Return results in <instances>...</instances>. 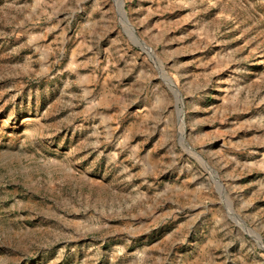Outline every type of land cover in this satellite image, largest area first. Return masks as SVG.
<instances>
[{
    "label": "rangeland",
    "instance_id": "374dc122",
    "mask_svg": "<svg viewBox=\"0 0 264 264\" xmlns=\"http://www.w3.org/2000/svg\"><path fill=\"white\" fill-rule=\"evenodd\" d=\"M120 1L0 0V264H264V0Z\"/></svg>",
    "mask_w": 264,
    "mask_h": 264
},
{
    "label": "bare ground",
    "instance_id": "6f19581e",
    "mask_svg": "<svg viewBox=\"0 0 264 264\" xmlns=\"http://www.w3.org/2000/svg\"><path fill=\"white\" fill-rule=\"evenodd\" d=\"M120 4H121V1H120ZM119 8H120V11H121V17H122L123 25H124L129 31H130L131 35H132L135 39H138L137 34H136V31H135V30L129 25V23H128V21H127V18H126V16H125V13L122 12L123 10H122V8H121V5L119 6ZM138 40H139V39H138ZM152 53H153V52H152ZM154 57H155L156 61H157L158 63L161 64V66H162V72H163L164 76L166 77V79H167L169 82H171V78H170V76H169L168 73L165 71V69H164V67H163V65H162V62H161L160 58L157 56L156 53L154 54ZM171 86L173 87V89H174V91H175V93H176V95H177L178 100H181V94H180V91H179L176 87H174L173 84H172ZM180 112H181V114H180V119H181V138H182V140H186V139H185V135H184V133H183V129H184V119H183V116H182V109H181V108H180Z\"/></svg>",
    "mask_w": 264,
    "mask_h": 264
},
{
    "label": "water",
    "instance_id": "95a60500",
    "mask_svg": "<svg viewBox=\"0 0 264 264\" xmlns=\"http://www.w3.org/2000/svg\"><path fill=\"white\" fill-rule=\"evenodd\" d=\"M122 1V6H121V8H122V12H125L124 11V6H123V0H121ZM119 12H120V10H119ZM120 17H121V12H120ZM126 18H127V16H126ZM121 21H122V17H121ZM127 21H128V23H129V25L134 29V27L130 24V22H129V20H128V18H127ZM123 23V22H122ZM135 30V29H134ZM131 35V34H130ZM131 37H132V35H131ZM139 37V36H138ZM139 44H142L144 47H146V48H148L149 46L147 45V44H145V42L139 37V40H136Z\"/></svg>",
    "mask_w": 264,
    "mask_h": 264
}]
</instances>
